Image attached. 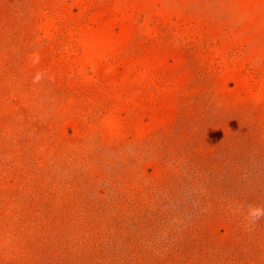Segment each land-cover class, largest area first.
<instances>
[{
    "label": "rangeland",
    "instance_id": "1",
    "mask_svg": "<svg viewBox=\"0 0 264 264\" xmlns=\"http://www.w3.org/2000/svg\"><path fill=\"white\" fill-rule=\"evenodd\" d=\"M264 0H0V264H264Z\"/></svg>",
    "mask_w": 264,
    "mask_h": 264
},
{
    "label": "clouds",
    "instance_id": "2",
    "mask_svg": "<svg viewBox=\"0 0 264 264\" xmlns=\"http://www.w3.org/2000/svg\"><path fill=\"white\" fill-rule=\"evenodd\" d=\"M264 217V208L260 207H249L248 210V218L251 221L259 220L260 218Z\"/></svg>",
    "mask_w": 264,
    "mask_h": 264
}]
</instances>
